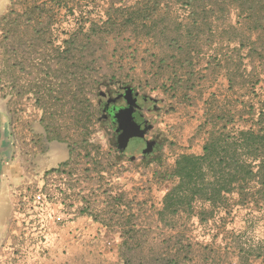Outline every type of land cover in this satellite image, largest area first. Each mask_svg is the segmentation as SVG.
Returning <instances> with one entry per match:
<instances>
[{
    "label": "crops",
    "instance_id": "1",
    "mask_svg": "<svg viewBox=\"0 0 264 264\" xmlns=\"http://www.w3.org/2000/svg\"><path fill=\"white\" fill-rule=\"evenodd\" d=\"M35 4L49 7L51 0H0V26L10 10L24 12ZM186 8L172 7L180 28L175 33L168 29L162 34L156 28L136 37L128 29L120 36L127 44L137 43L120 56L125 53L138 61L131 74L137 77L139 94L151 100L147 111L166 116L164 121L158 116V131L152 135L163 142L161 149L132 155L124 161L125 171L107 183L84 181L76 174L70 180L68 173L52 179L50 170L72 161L74 154L66 143L49 142L42 119L28 108L21 110L0 84V264H145L140 253L150 250V236L158 235V250L163 245L172 250L178 233L203 240L205 255L199 264H249L235 246L231 249L221 240L211 243L212 238L227 236L225 219L200 221L196 214L163 210L173 182L160 177L179 155L202 153L211 127L207 119L220 105L243 99V94L249 97L248 84L238 77L230 88L229 75L239 69L264 78V57L252 58L245 47L238 56L241 41L220 36L236 23L235 14L226 16L219 5ZM205 10L211 11L208 17ZM196 24H210L213 31H193ZM162 156L168 163L158 162ZM55 180L63 186V196L53 203L43 224L38 219L35 226L37 217L30 214L25 198Z\"/></svg>",
    "mask_w": 264,
    "mask_h": 264
},
{
    "label": "rangeland",
    "instance_id": "2",
    "mask_svg": "<svg viewBox=\"0 0 264 264\" xmlns=\"http://www.w3.org/2000/svg\"><path fill=\"white\" fill-rule=\"evenodd\" d=\"M109 1L114 0L98 2L97 19L103 14ZM119 1L117 0L118 3ZM78 6L81 8L80 2ZM14 11L11 18L22 13ZM65 11L66 8L62 7V10L54 11V17L43 13L41 17H35L33 22H24L21 17L14 27L5 22L0 26V84L6 88L10 99L19 103L21 110L28 108L36 118L42 119L49 142L68 145L74 154L71 163L77 177L84 181L98 180L107 183L114 175L125 171L124 161L128 162L132 155L141 150L146 153L148 144L154 142L151 136L158 131V125H155L158 123V116L164 121L166 115L164 112L156 116L147 110L142 111L145 132L139 137L147 139L146 146L121 149L118 135L116 137L115 134L119 122L111 125L104 119L102 103L105 100L111 103V99L123 100L128 89L139 93L138 82L135 80L137 77L131 74V71H136L138 61L125 56V53L120 56L125 47L131 48L133 45L137 46V43L130 45L125 42L126 38L116 39L110 36L103 41L99 36L97 43L89 42L87 48L81 47L78 40H82L85 35L78 31V16ZM52 18L53 24L50 25L48 21ZM88 19L84 15L82 21ZM7 28H10L8 34ZM71 38L75 41L69 46L65 39ZM129 53L127 51V55ZM131 140L134 143L138 137H132ZM159 143L162 147L163 142ZM157 159L158 162H167L163 156L162 159ZM146 164L149 165V161ZM49 173L52 179L57 176L52 170ZM43 186L39 185L32 193L43 192ZM44 190L48 191L46 188ZM243 218L240 215L234 222L228 219L227 236L215 237L217 240L212 238L211 243L217 245L218 240H221L227 247L234 249L237 246L253 247L258 241H264V218L252 221V228L245 233L240 230L246 225ZM150 239V250L140 253L146 258L145 264H199L198 262L203 261L205 253L201 238L191 235L185 238L178 233L176 247L172 250L166 245L158 250V235L150 236ZM243 257L249 264L261 263L253 254L249 257L243 254Z\"/></svg>",
    "mask_w": 264,
    "mask_h": 264
},
{
    "label": "trees",
    "instance_id": "3",
    "mask_svg": "<svg viewBox=\"0 0 264 264\" xmlns=\"http://www.w3.org/2000/svg\"><path fill=\"white\" fill-rule=\"evenodd\" d=\"M99 1L51 0L49 7L35 4L16 18H11L15 11L10 10L2 19L7 25L14 27L21 17L24 22L29 23L35 21V17H41L43 13L54 17V11L58 9L60 11L65 7V13L70 11L78 16V31L85 35V39L78 40V43L81 47L87 48L89 42L97 43L99 36L103 41L108 39L107 36L112 37V35L113 38L120 39L128 29L136 37L142 33L149 34V31H156V28L161 29L162 34L168 29L175 33L180 28L179 22L174 19L176 15L172 13L173 5H179L185 11L189 6L219 5L221 11L226 12V16L235 14L237 18L235 24H229L227 29L221 30L220 36L226 34L231 40L241 41V48H237L238 56H241V50L245 47L248 48V54L252 58L258 54L259 57H264V0H129L131 3H128V0H120L119 3L114 0L107 3L103 14L97 19ZM79 2L81 8L78 6ZM210 13L211 11L205 10L203 14L208 17ZM84 15L89 19L82 21ZM53 20L54 18L49 19L50 25L53 24ZM194 28L193 31L198 33L213 31L210 24L208 27L196 24ZM9 30L10 28H7V34L10 33ZM215 31L217 34L219 29L215 28ZM252 37H255V40ZM73 41H75L73 38L65 39V43L69 46L74 43ZM238 65L237 62V69ZM252 73L238 69L236 73L229 75L230 88L239 77L240 81L248 84L249 97L246 99V94H243V99L241 97L237 100L227 99L223 105H220L218 111L207 119H210L211 127L207 131L202 153L179 155L173 168L160 177L173 182V186L164 198V211L196 214L200 221L220 216L226 222L228 219L234 222L241 215L244 216L242 220L246 223L245 228L240 229L243 233L252 228L255 219L264 218V78ZM130 94V97H125L126 101L135 100L137 104L138 95L135 96L134 92ZM132 137H138V140L132 143ZM139 138V136H129L122 142L126 147L137 148ZM71 162L54 168L53 174L68 173L66 177L71 180L75 174ZM45 185L43 193L49 200L56 202L58 197L63 196L65 190L62 185L53 182L48 188ZM45 188L48 191L44 190ZM34 193L27 194L30 200H33ZM263 244L264 241H258L253 247H237L247 257L250 254L256 258L261 257L264 263Z\"/></svg>",
    "mask_w": 264,
    "mask_h": 264
},
{
    "label": "flooded vegetation",
    "instance_id": "4",
    "mask_svg": "<svg viewBox=\"0 0 264 264\" xmlns=\"http://www.w3.org/2000/svg\"><path fill=\"white\" fill-rule=\"evenodd\" d=\"M136 91V90H135ZM134 91V95H138V105L139 107L136 108V111L134 112V117L136 118V123H139L142 125V122L144 121V113L142 111H146L151 109L152 104H151V100L144 96V95H140L139 93H135ZM142 96V97H141ZM111 103H107V100L104 101L103 104V108H104V119L108 120L111 125H114L118 122V118L116 117V114L119 112V109L121 107L126 106V99L125 97L123 98V100H119V99H111ZM123 101V102H122ZM125 102V103H124ZM143 127V126H142ZM120 132V128L118 127L117 131H115L116 137L117 135H119ZM152 140H154V142L151 144V149L152 152L150 154L156 153L157 151H159L160 147V140L158 138H155L154 136H151ZM147 139L146 138H139V145L137 147H144L146 146ZM128 150L133 149V147H127ZM138 149V148H136ZM141 152L137 153L140 154Z\"/></svg>",
    "mask_w": 264,
    "mask_h": 264
},
{
    "label": "water",
    "instance_id": "5",
    "mask_svg": "<svg viewBox=\"0 0 264 264\" xmlns=\"http://www.w3.org/2000/svg\"><path fill=\"white\" fill-rule=\"evenodd\" d=\"M131 90L127 91L125 97L131 96ZM134 100V99H133ZM128 105L121 107L119 112L116 114L119 122V128L122 131L118 135V143L121 146V149L124 150L126 145L122 142L123 139L127 140L129 136H142L145 132V128L142 127L141 124L136 123V118L134 117V112L136 108L139 107L136 104L135 100L133 102L127 101ZM151 150V144H148V149L145 151L146 153Z\"/></svg>",
    "mask_w": 264,
    "mask_h": 264
},
{
    "label": "built area",
    "instance_id": "6",
    "mask_svg": "<svg viewBox=\"0 0 264 264\" xmlns=\"http://www.w3.org/2000/svg\"><path fill=\"white\" fill-rule=\"evenodd\" d=\"M30 199L31 198H29V196H26L25 202L29 206L30 214H32L34 217H37V221H36L35 226H38V219H41L40 222L42 225L46 219V217H45L46 213L50 211L54 202L52 200H49L47 198V195L44 194L43 192L34 193L33 200H30ZM48 217H49V215H48ZM51 217L55 221L57 219H59V217H57L55 214L51 215ZM30 223H31V221H30ZM41 225H39V226H41ZM40 228H42V227H40ZM40 228H37V229H40Z\"/></svg>",
    "mask_w": 264,
    "mask_h": 264
}]
</instances>
